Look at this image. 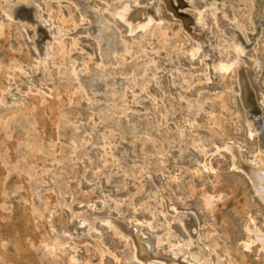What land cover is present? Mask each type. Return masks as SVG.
Returning a JSON list of instances; mask_svg holds the SVG:
<instances>
[{"label":"rangeland","instance_id":"374dc122","mask_svg":"<svg viewBox=\"0 0 264 264\" xmlns=\"http://www.w3.org/2000/svg\"><path fill=\"white\" fill-rule=\"evenodd\" d=\"M7 1L17 4L19 14L25 11L23 1ZM28 1L40 6L41 24L8 19L0 9V264H70L73 241L54 254L43 247L54 235L47 216L55 206L71 236L82 238L89 231L91 241L76 245L77 262L71 264H97L93 243L107 248L103 264L136 263L131 236L121 237L103 220L87 230L76 217L80 211L123 224L129 219L137 237L164 259L174 256L171 244L183 240L184 226L194 223L202 245L211 249L217 243L208 264H264L258 242L242 246L251 237L244 227L249 218L264 231V205L244 168L231 166L230 153L212 152L214 145L238 147L246 167L255 149L256 137L246 133L237 73L215 66L235 56L234 42L243 45L244 76L264 113V0H172L171 8L168 0ZM124 1L142 14L152 11L155 1L160 22L128 33L114 14ZM104 2L109 8H102ZM91 7L97 8L98 19L87 24L81 14ZM197 10L208 42L203 59L188 54L192 21L184 23L194 20ZM42 48L47 61L36 65ZM70 58L77 63L75 74ZM201 62L207 77L195 71L188 88L171 70L193 71L202 68ZM153 63L160 83L152 78ZM148 79L147 93L141 83ZM164 86L183 108L166 123L160 102L151 99ZM188 132L213 153L211 168L200 166V151L181 146ZM76 179L79 192L95 194L89 205L71 201L68 185ZM207 194L210 206L204 203Z\"/></svg>","mask_w":264,"mask_h":264},{"label":"bare ground","instance_id":"6f19581e","mask_svg":"<svg viewBox=\"0 0 264 264\" xmlns=\"http://www.w3.org/2000/svg\"><path fill=\"white\" fill-rule=\"evenodd\" d=\"M21 1H23V5L25 8V11L22 14L18 13L17 4H11L7 0H2L0 2V9L3 11L4 15L8 19H14V18H18L21 20L24 19L28 23H31L32 26L41 24L40 22L45 20V19H43V16L40 12V9H39L40 6L38 7L37 5H35V6L31 5L28 0H21ZM171 1L172 0H168V2H169L168 4H169L170 8L172 5ZM154 3H155V1H152L150 3L151 7H152V11L145 10V12L142 14L141 11H138L139 9H137V8H136V10H133L130 7L131 3L129 4V2L124 1L119 6L115 7L114 14L125 24L126 31L130 34H133V33H136L138 31L148 29L152 22H157V23L160 22V19L157 16V12L155 11L156 6L154 5ZM132 5L137 7L136 6L137 3L135 1H133ZM189 6H191V5H189ZM96 7H98V6H96ZM93 8H95V7H91L90 10L84 11L81 14V20L87 21V24H90L92 21L98 19L97 18V13H98L97 11L98 10H97V8H95V9H93ZM102 8H105V9L109 8V4L107 2L106 3L104 2L102 4ZM174 12H175V10H174ZM202 16H203L202 11L197 10V17L194 20H191L190 17L188 19L187 18L184 19L185 24H187V23L189 24L192 21L190 23V25L187 27L188 34L193 38L192 44L188 49V54L191 57L199 55V56H201V59L206 57L207 53H208L207 52L208 51V42L206 41L205 37L201 33L202 28L200 25H201V21H202ZM59 36H60V33H59ZM242 46L239 43L234 42V47H233V45H232V47H233V50L235 49L234 50L235 56L230 58V59H227V60H220L216 64L215 67L218 70L223 71V72H228V71H231L233 69L237 73V75H236L237 76V91H238V96L240 98V101H241V104L243 107L244 118H245V121L247 124V125H245V126H247L246 133L249 137H252V136L256 137L255 149H254L250 159L248 160V162H247L248 164L246 165V167H244L242 160L239 157L238 147L233 148L232 146H230L226 143L221 145L220 147L217 145H214L212 152H217L220 148H222V149H226L230 153V155H231L230 157H232L231 166L234 168H238V169H240L241 167L244 168V170L242 168L241 169L246 174L247 179H248V181L252 187L253 192L255 193L256 197H258L262 201V203L264 205V113L262 112V107L259 104V102L255 101L256 99H254V95H253V92H252L248 82H247V78H245V76H244L243 63H242L243 61L241 60V57H240V56H242V53H243ZM47 53L48 52L45 51V48H42L40 50L39 57L37 58L38 63L36 65H38V64L41 65L46 60ZM45 64H46V62H45ZM69 64H70L69 68L71 69V72L73 74H75L77 71V68H78L75 59L70 58ZM201 64H202V68L198 67L197 69H195L193 71L191 68L185 69L183 67H174L171 70L175 69L178 72V74L181 78V81H183L182 83H184V85L188 88L189 86H192V84H193V80H194L193 75H194L195 71H201L207 77V73H206L207 66L205 67L206 63L204 65V63L201 62ZM39 67H41V66H39ZM152 69H153L152 78L157 79V81L158 80L162 81L160 79V77L156 74V72H154L156 70V64L155 63H153ZM233 76H235V75H233ZM148 82H149V79H148V81L145 80L141 83V89L147 93H148ZM79 83H80L79 87L81 88V90L83 92L84 84L81 82H79ZM187 88H184V89H187ZM86 94H87L86 95L87 98H89V99L93 100L95 98V95L92 94V92L90 93V91L88 92V90L86 91ZM151 99L155 100V101L158 100V102H160V104L162 106L161 111H163V121L165 123L168 121L174 120L177 117V114H180L181 109H183V108H181V104H180V101L178 100V98H176L168 90V88H166L165 86H164L160 96L157 97L155 95H151ZM260 100H262V98H260ZM161 113H160V115H161ZM178 120H179V118H178ZM178 120H177V122H178ZM160 121L162 122V120H160ZM190 133L188 132L181 137V144H182L181 146L192 147L193 149L200 151V154L203 155V159H201L203 162H202V165L200 164V166H202L203 168H211L210 161L208 158L213 153L207 152V147L205 146V144L203 143V141L201 140L200 137L195 136L194 134L192 135ZM167 142H168V140H167ZM167 152H165L164 154L168 157ZM167 157H161L162 162ZM165 163H167V162H165ZM142 174H143V172H142ZM71 182H69L70 183L69 185L67 184L69 186L68 189H69V195H70L71 201H77V202L83 203V204L84 203L85 204L90 203L92 198L95 197L94 196L95 194L93 195L90 193H81L78 191V188H77V187H79L77 179L75 181L72 180ZM152 191H153V189H152ZM154 191L157 192L156 187L154 188ZM210 198H211V196L208 194L205 195V197L203 198L206 206L211 205V199ZM158 200H160L159 197H158ZM140 204H141V202H136L135 206H137V205L139 206ZM47 217H48V223L50 226L48 228H51V230L54 232V235H53V237H51V239H48L49 241L43 242V247L47 248L49 250V253L54 254L58 251L63 250L67 245H69L70 241H73L74 243L71 246L72 255L68 256V259H69L70 264L77 262V259L75 257L76 245L80 242H83V241H87V242L91 241L89 238V231L88 232L86 231L87 232L86 235L82 238H76L74 236H71L68 232V225H67L68 221H67L65 215L62 213L61 208L58 206L57 207L55 206L54 211H52V213L49 214V216H47ZM76 217L79 219V221L82 224H85L87 226V230H94L95 229V225H94L95 221L99 220L101 222V220H103L109 228L113 229L114 232L116 234L120 235L121 237L129 238L131 236L133 238V242H134L131 256H132V258L135 259V261H134V262H136L135 264H155L156 260H160L163 264H174V263H177V264H208L210 253L212 251H215V248L217 247V243H215V245H213V248H211V249H209L210 247L207 248L206 246L202 245L199 242L200 237H198V235H197V230H196L195 224L193 223L189 227L184 226L183 220L180 217H176V215H173V216L171 215L170 219L176 218L177 220H180V221L182 220V222H183L182 224H183L187 233H186V237L183 240L182 239H181V241L176 240L174 243L171 244L172 247H174V249H175V253H174V256L170 259H166V258L164 259L162 257L156 256L155 254H153L152 250L150 249V246L147 245L145 242L141 241L139 239V237H137L138 231L132 227L133 222L130 221L129 219L127 221L125 220L126 224H123V222L118 221L116 219H113V217L111 218L108 216L105 218H103V217L96 218V217L91 216L88 213L83 212V211L78 212ZM136 222H139V221H136V219H135V223ZM149 223H151V222H149ZM169 225H170V223H168L167 227ZM154 226H156V225H154ZM244 227H245L247 233H251V237L246 236L247 239L244 238L246 240L245 241L243 240V242L241 241L242 246L247 249V248H250V246L254 242H258L257 243L259 246L258 248L263 249L264 248V231L262 232V230L256 226V224L253 222V219H251V218H249L247 220V223L245 224ZM49 233H50V231H49ZM139 234H141V233H139ZM93 244L96 247V249L98 250L99 259H98L97 264H103L102 263V255L107 251L106 250L107 248L106 249L102 248L99 245L100 243L99 244L93 243ZM110 253H112V252H110ZM111 255H113V254H111Z\"/></svg>","mask_w":264,"mask_h":264}]
</instances>
